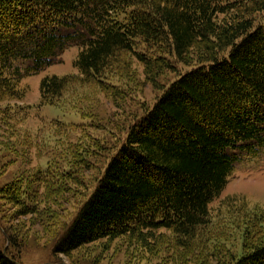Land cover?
Returning a JSON list of instances; mask_svg holds the SVG:
<instances>
[{
  "label": "trees",
  "instance_id": "1",
  "mask_svg": "<svg viewBox=\"0 0 264 264\" xmlns=\"http://www.w3.org/2000/svg\"><path fill=\"white\" fill-rule=\"evenodd\" d=\"M263 12L264 0H0V103L21 100V82L70 48L78 49L77 74L45 76L41 105L71 108L84 119L92 120L76 99L90 87L124 99L134 62L156 86L175 74L130 126L63 227L55 254L123 237L148 249L167 231L172 260L188 254L201 264H264V207L235 195L212 207L239 161L264 151V22L256 17ZM30 114L29 107L0 106V126L12 129ZM89 139L80 135L67 147L69 162L47 160L32 179L0 187V215L6 205L17 216L36 214L79 184V168L96 145ZM1 236L16 241L0 227V246ZM0 264L21 263L0 249Z\"/></svg>",
  "mask_w": 264,
  "mask_h": 264
},
{
  "label": "rangeland",
  "instance_id": "2",
  "mask_svg": "<svg viewBox=\"0 0 264 264\" xmlns=\"http://www.w3.org/2000/svg\"><path fill=\"white\" fill-rule=\"evenodd\" d=\"M256 17L258 22H264V12ZM77 55V48L68 49L57 64L21 82L20 87L25 93L21 100L0 103L1 107L11 105L32 109L30 117L14 128L0 126V187L16 178L32 179L38 169H45L47 160L62 161L65 158L66 161L61 163L67 162L70 157L67 147L72 148L80 135H87L91 143L96 144L87 166L79 168L80 173L76 176L79 184H68L62 193L54 194L56 199L49 195L51 200L43 202L36 214L17 216L13 214L12 205L4 207L0 227L16 241L11 243L9 237L1 236L0 249L21 264H201L202 261L188 254L179 261L172 260V255L177 252L172 250L173 236L167 231L162 232L159 244L148 249L136 239L123 237L114 241H97L70 255L55 254L57 240L77 213L79 205L95 189L130 126L155 104L162 94L161 87L175 78V74L167 72L159 78V86H156L146 79L143 66L134 62L129 74L133 89L124 99L112 98L95 87L86 89L80 99H76L77 109L92 120L82 118L71 108L41 105V80L47 75L77 74L73 67ZM52 120L65 125L88 126L70 131V127L49 125ZM41 176L46 178L45 174ZM40 192L44 193V189ZM234 195L247 198L252 205L264 207V151L256 157H244L239 161L225 190L212 207L218 208L222 200ZM212 262V259H206L204 264Z\"/></svg>",
  "mask_w": 264,
  "mask_h": 264
}]
</instances>
